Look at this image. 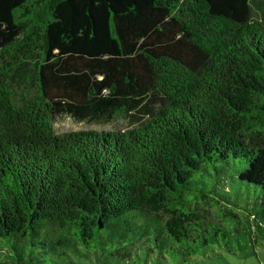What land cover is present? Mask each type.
<instances>
[{"label":"trees","instance_id":"1","mask_svg":"<svg viewBox=\"0 0 264 264\" xmlns=\"http://www.w3.org/2000/svg\"><path fill=\"white\" fill-rule=\"evenodd\" d=\"M251 14L250 0H0V264H206L264 240ZM132 113L150 119L53 127Z\"/></svg>","mask_w":264,"mask_h":264},{"label":"rangeland","instance_id":"2","mask_svg":"<svg viewBox=\"0 0 264 264\" xmlns=\"http://www.w3.org/2000/svg\"><path fill=\"white\" fill-rule=\"evenodd\" d=\"M251 18L260 20L264 16V0H250ZM150 110H154L151 108ZM150 119V115L143 114H117L110 120L78 122L71 116L63 115L53 119V127L57 135H62L68 132L81 131H118L123 132L138 128ZM206 264H264V240L257 237L256 242L244 253L238 252L236 255H228L226 253L219 259L208 260Z\"/></svg>","mask_w":264,"mask_h":264}]
</instances>
